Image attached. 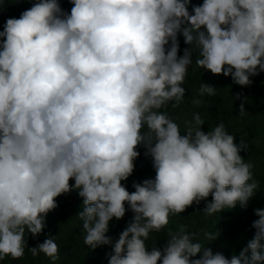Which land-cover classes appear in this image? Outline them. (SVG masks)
Segmentation results:
<instances>
[{"label": "clouds", "instance_id": "1", "mask_svg": "<svg viewBox=\"0 0 264 264\" xmlns=\"http://www.w3.org/2000/svg\"><path fill=\"white\" fill-rule=\"evenodd\" d=\"M69 2L70 13L60 0H35L0 31V260H19L27 249L55 262L54 237L34 247L28 237L42 234L57 198L75 190L83 242L110 246L108 264H264V208L254 210L252 239L230 258L185 225L168 229L162 247L147 243L210 195L202 210L209 216L246 210L257 193L253 165L239 154L247 146L223 123L205 132L195 114L181 135L161 109L179 107L193 63L252 85L264 72V0H203L191 12V0ZM199 91L212 96L216 88L202 83ZM140 147L155 177L129 192L122 182ZM127 211L132 220L118 238L107 235Z\"/></svg>", "mask_w": 264, "mask_h": 264}, {"label": "trees", "instance_id": "2", "mask_svg": "<svg viewBox=\"0 0 264 264\" xmlns=\"http://www.w3.org/2000/svg\"><path fill=\"white\" fill-rule=\"evenodd\" d=\"M14 2L15 0H5V3L0 5V31L3 30V24L8 18H18L21 12L30 8L35 0ZM60 3L62 8L70 13L72 3L69 0H60ZM202 3L203 0H191L189 12L193 6ZM179 41V54L182 55L183 49L188 46L184 44L182 36L179 37ZM194 69L193 63L182 85L186 95L179 107L172 108L169 104L161 111H166L180 126L181 135H186V122L194 123L195 114H199L204 121L202 130L205 132L223 123L226 131L235 137L234 142L237 145L243 143L247 146L246 150H242L239 154L246 162L252 163L253 179L258 181L259 188L256 195L249 201L246 210L237 205L235 209H224L211 216L202 211L206 203L211 202L210 195L199 205L194 204L184 213L171 216L168 228L159 234L152 233L147 243L149 249L153 240H156V246L162 247L167 240L168 229L177 230L180 225H185L187 231L197 234V241L205 248H210L213 253L220 251L230 258L233 254L238 255L252 239L255 233L252 223L258 219L254 210L264 208V72L251 77L253 81L251 86L241 87L232 81L231 76L213 75L203 68ZM202 83L215 87V94L201 95L199 89ZM237 95L239 98H236ZM242 103L245 111L240 113ZM137 150L140 155L135 161V170L127 181L122 182L129 192L134 191L133 182H143L145 179L155 177L151 158L145 157L143 147ZM70 184H74V180H70ZM57 203L59 207L49 213L46 218L43 233L36 238L29 234L27 246L34 247L52 236L59 247V258L53 262L43 253L33 257L26 249L23 258L13 260L7 257L0 260V264H108L106 253L111 251L110 246H100L91 250L83 242L82 221L77 215L82 210V198L78 196L77 191L58 197ZM132 216L131 211H127L123 219L119 221L114 219L110 222L107 235L118 238L119 233L132 220ZM217 231L219 232L217 239L210 241L206 238V234H215ZM200 255L202 253L193 259L200 258Z\"/></svg>", "mask_w": 264, "mask_h": 264}]
</instances>
